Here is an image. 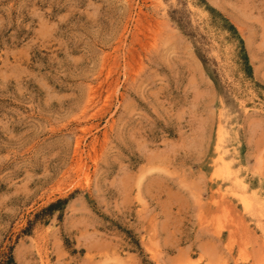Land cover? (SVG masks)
Returning a JSON list of instances; mask_svg holds the SVG:
<instances>
[{"label": "rangeland", "instance_id": "obj_1", "mask_svg": "<svg viewBox=\"0 0 264 264\" xmlns=\"http://www.w3.org/2000/svg\"><path fill=\"white\" fill-rule=\"evenodd\" d=\"M263 203L264 0H0V264H264Z\"/></svg>", "mask_w": 264, "mask_h": 264}, {"label": "bare ground", "instance_id": "obj_2", "mask_svg": "<svg viewBox=\"0 0 264 264\" xmlns=\"http://www.w3.org/2000/svg\"><path fill=\"white\" fill-rule=\"evenodd\" d=\"M79 142V141H78ZM79 145V144H78ZM227 150V149H226ZM225 153V150L223 151V150H219V155H220V157H219V155H217L219 158H221L222 159V155ZM216 155V154H215ZM215 157V156H214ZM213 161H214V159H213ZM217 161H218V159H217ZM220 163V162H219ZM221 164H223L222 162H221ZM225 164V163H224ZM227 165V164H226ZM217 166H218V164H217ZM223 166H225V165H223ZM222 166V167H223ZM226 167V166H225ZM227 169L230 171L231 169H229V167H227ZM226 170V169H225ZM227 170V171H228ZM232 171V170H231ZM220 173V172H219ZM233 173V172H232ZM219 175H221V173L219 174ZM222 175H223V172H222ZM237 177V176H236ZM235 177V178H236ZM233 180H235L234 178H233ZM229 181H232L231 179L229 180ZM236 182H238L237 184H239L240 186H241V189H242V187H244V183L241 181V180H239L238 178H237V181ZM235 182V183H236ZM239 186V187H240ZM244 189V188H243ZM240 193V192H239ZM242 193H243V191H242ZM241 193V194H242ZM238 194V193H237ZM240 194V195H241ZM236 197V196H235ZM254 197V196H253ZM255 198V197H254ZM238 199H239V201H240V203H241V205L243 206V208L245 209V210H249L250 209V204H249V202L244 198V197H238ZM237 200V199H236ZM262 201H260L258 204H260ZM264 204V203H263ZM264 208V207H263ZM252 214V213H251ZM250 216V215H249ZM263 229V228H262ZM263 241H264V239H263Z\"/></svg>", "mask_w": 264, "mask_h": 264}]
</instances>
